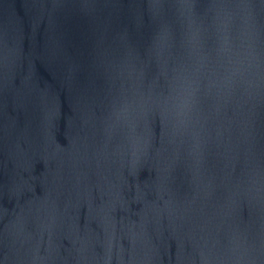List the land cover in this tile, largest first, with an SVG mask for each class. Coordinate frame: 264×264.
Wrapping results in <instances>:
<instances>
[{
    "label": "water",
    "instance_id": "95a60500",
    "mask_svg": "<svg viewBox=\"0 0 264 264\" xmlns=\"http://www.w3.org/2000/svg\"><path fill=\"white\" fill-rule=\"evenodd\" d=\"M0 264H264V0H0Z\"/></svg>",
    "mask_w": 264,
    "mask_h": 264
}]
</instances>
